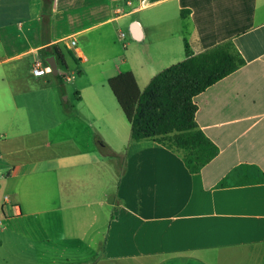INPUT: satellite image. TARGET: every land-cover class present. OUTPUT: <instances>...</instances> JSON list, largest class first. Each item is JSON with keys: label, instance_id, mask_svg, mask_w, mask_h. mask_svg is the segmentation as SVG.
Instances as JSON below:
<instances>
[{"label": "crops", "instance_id": "crops-1", "mask_svg": "<svg viewBox=\"0 0 264 264\" xmlns=\"http://www.w3.org/2000/svg\"><path fill=\"white\" fill-rule=\"evenodd\" d=\"M41 7L0 0V264H264V0H53L47 24ZM125 22L119 56L110 37ZM184 39L194 54L230 41L244 61L193 98L218 149L197 174L132 142L107 86L129 71L142 91L185 58ZM51 56L57 75L79 62L69 109L45 78Z\"/></svg>", "mask_w": 264, "mask_h": 264}, {"label": "trees", "instance_id": "trees-1", "mask_svg": "<svg viewBox=\"0 0 264 264\" xmlns=\"http://www.w3.org/2000/svg\"><path fill=\"white\" fill-rule=\"evenodd\" d=\"M41 1V16L47 24L53 0ZM51 53L64 65L55 48ZM184 55L181 62L157 73L142 91L129 71L108 79L107 86L130 126L132 142L154 141L178 153L188 173L197 174L218 149L195 122L193 98L244 61L230 41L194 54L184 39Z\"/></svg>", "mask_w": 264, "mask_h": 264}, {"label": "rangeland", "instance_id": "rangeland-1", "mask_svg": "<svg viewBox=\"0 0 264 264\" xmlns=\"http://www.w3.org/2000/svg\"><path fill=\"white\" fill-rule=\"evenodd\" d=\"M127 24H128L127 22L123 23L121 28L118 29L120 31H117V30L113 31L112 35L110 37V40L112 42H115V45H116V48H117V54L119 56L122 55V52H121V49H123L122 45L125 43V40L128 38V36H127V33H128ZM99 34L103 35V32H101V30L97 31V32L93 33L92 36H96V35L98 36ZM106 34H105V36H106ZM120 34H123V37H121ZM92 36H90L89 38H87L88 36H86V37H84L82 39V41H80V45L82 46V48H83L82 50L85 52V54H87V51H89L88 49H90V45H87L88 42H86L85 40H89ZM106 40H107V37H106ZM69 52H72V51L69 50ZM31 60L32 59H30V61ZM71 63L72 64H68V66L66 68L64 66H62V65H59V70H58L59 75H58V77H56L53 74H46V76H45V78L47 80H49V82L51 84L55 85L56 87L63 86L67 90V92H68V94L70 96V99H69L68 102L64 101V98L61 99V98L58 97V103L62 107L60 109H64V107H67L69 109L71 107V105H73V104L75 105V98L73 96L72 89H73V83H75V81H79L78 79H79L80 75H76L75 74L74 78H72V74L76 70V68H78L79 62H77V64H73V62H71ZM41 64H42V67H45V65H46L43 61H41ZM91 66H92L90 68V72L91 73H93L95 70L98 69V67L96 66V63H91ZM62 76H65L66 78L70 77L71 79L70 80H66ZM94 78L96 79V78H100V77H93V79ZM0 79H1V75H0ZM87 79H88L87 77H84V78L81 79V81H85ZM31 85H32L33 88H43L44 87V83H43L42 79L36 80V81H32ZM101 85H104V83H98V85L96 86V87H98L97 88V94L100 97V100L101 101H107V97H108V99L110 101H112V102L115 101L113 96L110 94V92H107V93H109L108 96H107V94L106 95L103 94V92L101 90ZM105 89H107L106 84H105ZM110 197L111 196L107 197V202L110 199ZM0 215H1V213H0Z\"/></svg>", "mask_w": 264, "mask_h": 264}, {"label": "built area", "instance_id": "built-area-1", "mask_svg": "<svg viewBox=\"0 0 264 264\" xmlns=\"http://www.w3.org/2000/svg\"><path fill=\"white\" fill-rule=\"evenodd\" d=\"M121 37H123V34H120ZM76 45V42L75 40H72L70 41V46L71 47H75ZM32 74L35 76V77H40V76H43L45 75V72H46V68L42 67V64L38 61H35L33 62L32 64ZM66 80H69V77L65 78ZM0 224H1V220H0Z\"/></svg>", "mask_w": 264, "mask_h": 264}, {"label": "water", "instance_id": "water-1", "mask_svg": "<svg viewBox=\"0 0 264 264\" xmlns=\"http://www.w3.org/2000/svg\"><path fill=\"white\" fill-rule=\"evenodd\" d=\"M131 32L134 38L137 39L139 37V35L137 34V27L135 24L132 25ZM46 63L51 71V74L57 75V65H56L54 57L53 56L48 57L46 59Z\"/></svg>", "mask_w": 264, "mask_h": 264}]
</instances>
